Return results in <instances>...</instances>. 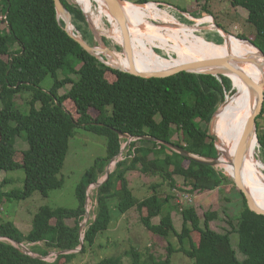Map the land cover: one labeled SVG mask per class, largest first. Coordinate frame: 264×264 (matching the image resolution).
<instances>
[{
	"label": "trees",
	"instance_id": "obj_1",
	"mask_svg": "<svg viewBox=\"0 0 264 264\" xmlns=\"http://www.w3.org/2000/svg\"><path fill=\"white\" fill-rule=\"evenodd\" d=\"M61 1L73 15L77 32L93 45L94 35L83 10L70 0ZM211 1L196 2H204V11L211 15ZM229 2L233 8L248 12L247 21L256 30L251 41L264 53V0ZM0 9L7 17V21L0 20V172H25L23 189H0V264H60L74 258L76 253L59 255L57 263L43 259L51 251H74L81 246L80 228L86 215L88 188L105 176L109 164L119 157L124 134L137 140L127 146L109 179L96 190L95 218L87 224L83 253L87 245L93 246L98 236L110 228L114 206L122 215L131 211L138 215L139 223L155 239L167 243L166 255L156 257L155 245L146 247L144 252L131 247L121 257L97 264H123V257L130 258L132 264H172L174 254L184 255L193 264H264V216L249 209L243 193L217 168L192 161L160 143L171 142L190 154L214 158L218 151L208 132L215 116L211 130L221 154V120L239 93L240 77L192 73L161 79L136 77L106 66L73 40L65 32L64 22L58 19L54 0H0ZM1 23L6 24V30ZM238 38L247 40L241 35ZM103 41L108 44L105 38ZM59 73L63 79H59ZM48 76L55 82L51 90L45 91L42 83ZM68 85L70 90L60 95V90ZM23 93L30 96L26 103L28 113L16 108ZM77 130L105 137L106 156L85 173L76 190L75 209L43 207L33 220L32 230L22 233L14 222L1 216L2 206L6 201H25L35 193L48 197L62 189L64 180L60 175ZM175 133L179 138L174 142ZM21 135L29 145L26 151L15 148L16 137ZM258 143L264 153V127L259 123ZM136 172L158 180L143 200L135 197L130 188L128 175ZM178 179H182L187 190L179 191ZM230 183L241 198V207L237 214L224 210L232 228L227 233H218L210 226L219 219L217 212L205 213L202 221L194 207L183 208L174 203L177 191L201 196L221 189L223 202L231 204L233 200L225 196L222 188ZM178 211L182 215L180 231L173 219V213ZM157 218L160 221L155 224ZM233 234L239 237L238 250L244 260L239 259L232 244ZM13 242L33 244L31 251L39 256L26 254Z\"/></svg>",
	"mask_w": 264,
	"mask_h": 264
},
{
	"label": "rangeland",
	"instance_id": "obj_2",
	"mask_svg": "<svg viewBox=\"0 0 264 264\" xmlns=\"http://www.w3.org/2000/svg\"><path fill=\"white\" fill-rule=\"evenodd\" d=\"M70 1L83 10V8L79 5V3H81L80 0ZM123 1H125V3L130 2L132 4H135V8L139 13L144 5H158L157 8L160 10L159 12L166 15V21L162 19H149L148 21L160 27H175L174 23L179 22L182 27L187 28V32H189L190 38L200 47H206V45L221 46L225 42L227 36H231L236 41H239L240 39L238 38V36L241 35L245 36L247 40L251 41L254 38L253 36L256 34L254 26L250 25L247 21L248 12L245 9L233 8L229 0H212L208 4V10L210 11L211 15L204 11L202 7L204 5V2H201L199 4L196 2L197 0H143L148 2L146 4L138 3L140 0ZM98 6L99 4L94 2L91 14L94 12L95 14L98 13V11H96L98 10ZM137 6H139V8H137ZM83 12H85L84 14L86 15L89 22L90 30L94 35L93 46L99 47L100 43L102 44L104 42L102 39L105 38L106 40H108V44H106V46L110 47L119 56L124 57L122 45L110 34L113 26H111L108 18L103 17V20L101 19L97 24V26H100L98 28H101V31L103 32L101 33L100 30L98 31L97 27L95 26V21L91 18L92 15L88 14L85 8ZM2 15L3 14L0 9V17ZM217 26L223 28L229 35H226L224 31L217 28ZM1 28L6 30V24L1 23ZM80 35L81 34L79 33V36ZM100 40H102L103 42H101ZM170 45L173 46L170 48L172 51L177 50L176 48H174L175 45L171 43ZM17 48L18 47L16 46L14 50ZM147 51L149 52V58L153 62L155 61L151 57V51H155L159 58L161 57L164 59H168L171 63H178L182 61L180 54H172L171 57L167 55L162 48L156 46L154 48L148 47ZM4 59L7 61L8 57H4ZM114 64L115 66H118L116 65V63ZM78 68H80V66H78ZM58 77L59 79L64 78V76L60 73ZM54 82L55 80L53 79V77L48 76L42 83L43 89L45 91L51 90L54 86ZM70 88L71 86L68 85L66 88L61 89L60 95H64L68 90H70ZM29 99V94L23 93L22 99L18 100L16 108L20 109L24 113H28L30 111V108L26 105V103ZM223 104H225V102ZM1 108L2 105L0 103V109ZM258 123L262 125V127H264V118H261V116H259ZM210 125H213V123H210ZM174 135L175 136L173 138V141L175 142L178 140L179 136L176 133ZM127 142L128 141L126 139H123V152H126ZM253 143L256 150L254 153H256L257 159L264 163V153L261 150L257 138L253 140ZM215 145L217 151H219L217 143H215ZM15 148L17 151H26L29 149V145L26 142L24 135L16 137ZM106 153L107 139L105 137L100 136L93 131L77 130L71 140V147L65 162V167L60 175V178L64 180V186L62 187V189L50 193L48 197H44L40 193H35L31 198L25 201H6V204L1 208V212L3 213L1 216L5 217V221L14 222L15 226L22 233L28 234L32 230L33 220L41 208L64 207L68 209H75L78 203L76 198L77 187L83 182L85 173L94 166L95 162L98 159L104 158L106 156ZM120 160H122V157H120L116 161L118 162ZM217 170L224 173L227 177H229V180H231V174L227 173V169L223 167V165L217 167ZM260 173L262 179L264 180V170H261ZM105 177L106 175L101 177L99 181H103ZM128 179L130 181V188L134 196L140 200L147 198L151 194V192L149 191L150 186L154 182L158 181L156 179L145 178L138 172L129 174ZM24 180V170L0 172V189L3 192L23 189ZM4 181H8V183L4 184ZM178 187H180L179 191L183 189L187 190V187H185L182 179H178ZM222 188L225 192V196L233 200L231 204L223 202V199H225V197L223 198L221 189H217L216 191L209 192L201 196H190V194L188 193L187 196V194L183 193L185 191H177L175 194L177 196V200H175L174 203L180 204L183 208L188 206L194 207L201 217L202 221H204L205 213L217 212L219 214V219L211 222L210 226L212 230L218 233H227L229 231H232V228L229 225L230 221L226 216L224 210L227 209V213L237 214L239 208L241 207V198L239 197L238 192L235 190L232 183L226 184ZM96 190V185H92L89 189L87 208L89 212H92L90 214L89 222L93 221L95 218L93 211L94 207L97 204L95 199ZM167 191V188H165V192ZM137 217L138 215H136L132 211L126 215H122L114 206H112L113 221L110 228L106 232L98 236L93 246L87 245L84 253L81 251L84 246L83 248L79 247V251L76 253L74 258L65 259V262H62L60 264H97L104 259L121 257V254L129 251L131 247L144 252L146 247H153V245H155L156 248V250L154 249L156 257L165 256L167 243L155 239L151 235V233H149L139 223ZM87 219L88 216L85 215L81 226ZM173 219L176 228L180 231L182 227L181 213L179 211L174 212ZM159 221L160 218H157L154 220V223L158 224ZM87 227L88 225L85 226L82 232V237H84ZM231 238L232 244L238 252L239 259L244 260V256L240 254L238 250V235L233 234ZM172 242H174L177 248L179 247L175 239H173ZM22 245L29 249L31 255L39 256L31 251V249H33V244ZM16 246L19 247L18 245ZM41 246L42 248H44V245ZM19 248L24 251L21 246ZM51 253L55 255L50 256ZM57 258L58 251H51L49 255L43 259L48 263H55L57 261ZM123 264H132L131 259L128 257H123ZM172 264H193V262L182 254H174V257H172Z\"/></svg>",
	"mask_w": 264,
	"mask_h": 264
},
{
	"label": "bare ground",
	"instance_id": "obj_3",
	"mask_svg": "<svg viewBox=\"0 0 264 264\" xmlns=\"http://www.w3.org/2000/svg\"><path fill=\"white\" fill-rule=\"evenodd\" d=\"M80 2L79 5L83 10L85 8L88 14H91L94 2L97 3L96 0H80ZM98 4V10H96L98 13L95 14L94 12L91 14V18L95 21L94 24H98L103 17H107L108 21L113 26L110 34L122 45V31L116 23L113 22L105 6L101 2ZM123 5L125 13L130 21L129 29L132 36L131 44L133 48V61L134 66L138 71L161 73L183 64L210 58H220L228 55L244 58L251 56L257 59L258 63L263 62L261 53L246 42H242L241 40L236 41L231 36H227L225 42L221 46L206 45V47H200L190 38L187 28L182 27L179 22L174 23L175 27H160L150 23L148 21L149 19H166V15L160 13V10H157L153 5H144L143 8H141L140 13L135 8V4L127 2ZM137 8H139V6H137ZM70 30L76 32L73 25L70 26ZM100 32L103 33L101 30ZM170 43L175 45L174 48L177 50L172 51L170 48L173 46L170 45ZM155 46L162 48L169 56L172 54H180L182 61L171 63L168 59L159 58L155 51H151V57L155 61L153 62L149 58V52L147 49L148 47L154 48ZM113 62L125 70L131 69V64L125 53L124 57L119 55L110 57V63L115 66ZM239 66L255 83L260 84L262 82L263 71L259 67L253 66L252 64H243ZM253 109L254 103L252 102L251 93L243 80L240 79L239 93L226 107L220 125V134L223 144L221 158L224 163H227L223 164V167H225L227 173H230L231 175L233 174V170L229 166L228 161L234 157L237 151L247 122L253 113ZM255 151L254 143H252L251 149L244 163L243 180L245 186L251 192L257 204L264 210V180L260 173L261 170H264V163L257 159L256 153H254ZM113 168H115L114 162L111 165L112 170Z\"/></svg>",
	"mask_w": 264,
	"mask_h": 264
},
{
	"label": "water",
	"instance_id": "obj_4",
	"mask_svg": "<svg viewBox=\"0 0 264 264\" xmlns=\"http://www.w3.org/2000/svg\"><path fill=\"white\" fill-rule=\"evenodd\" d=\"M96 1L97 3L101 2L105 6L106 10L109 13V16L119 26L120 30L122 31V34H123L122 49L131 64L130 70H125L122 67L114 66L110 63V57L118 56V54L114 52L110 47L106 46V44L102 40L100 41L103 43L100 44L99 47H95L93 45H90L87 41H85L81 35L79 36V33L77 32V30L76 32H72L70 30V26L71 25L74 26L73 15L67 9V7L62 3L61 0H54V3H55V8L57 11L58 19L64 22L63 28L65 32H67V34L73 40H75L85 51H87L93 57L97 58L100 62H102L106 66L114 70H118L123 73H128L130 75L141 77L144 79H151V78L161 79V78L172 77L180 73H192V74L212 75L218 78L222 76L230 78V75H237L243 80V82L246 84V86L248 87L251 93L252 102L254 103V109H253V113L251 117L249 118L247 122L244 134L237 148V151L234 157L228 161L229 166L233 170V174L230 175V178L233 181L234 185L243 193L247 201V205L249 209L258 215L264 216V210L257 204L251 192L245 186V182L243 180V168H244L245 159L249 154L253 140L255 138H257L258 140V117L262 115L263 109H264V53L260 51L252 43V41L240 39L242 42H246L250 44L251 46L256 48L261 53L263 57L262 63H258L257 59L251 56H247L244 58V57L228 55L225 57L210 58V59H204V60H199V61H195L192 63L183 64L181 66L175 67L173 69H170L168 71L161 72V73L141 72V71H138L134 66L133 48L131 44V34H130V29H129L130 21L125 13V8L123 5L125 1L123 0H96ZM217 28H219L220 30H223L226 35H229L220 26H217ZM243 64H252L253 66L259 67L263 71V80L260 84L255 83L253 79H251L247 74H245L241 70V68L238 67L239 65H243ZM226 101H227V98H226ZM212 122H213V119L211 123ZM211 128H212V125H210L208 134L210 137H212L215 140V143H217V138L212 134ZM122 138H125L128 140L126 147L130 145L132 141L137 140L133 138L132 136H129L126 134L122 135ZM141 139L156 141L155 138H148V137H142ZM160 143L166 145L168 148L177 152L178 154L192 161L200 163V164H204V165L211 166L214 168L222 166L223 164H227L222 161L221 154L219 151L217 153V156L214 158H202L197 155L190 154L187 150H185L184 148L178 145H175L174 143H171V142L170 143L160 142ZM122 155H123V149L118 158H120V156ZM118 158L114 159L107 167L105 179L103 181H98L96 184H94L96 185L97 189L109 179L111 173L113 172V170L111 169V165L114 162L116 166L117 164L116 160H118ZM90 188L91 186H89L88 188V199H89V189ZM87 205H88V200H87ZM87 205H86V215L88 216V219L85 221V223L80 228L81 234L90 219V212L87 208ZM0 240H3V239H0ZM13 243L17 245L15 242ZM18 246L19 247L21 246L24 249V252L26 254L31 255V252H29V249L27 247L23 246L22 244ZM83 246H84V237H81L80 247L83 248ZM78 251L79 249H76L74 251L59 252L58 256L64 255V254H70V253H77ZM33 257H38V256H33Z\"/></svg>",
	"mask_w": 264,
	"mask_h": 264
},
{
	"label": "built area",
	"instance_id": "obj_5",
	"mask_svg": "<svg viewBox=\"0 0 264 264\" xmlns=\"http://www.w3.org/2000/svg\"><path fill=\"white\" fill-rule=\"evenodd\" d=\"M151 5H153L157 10H159V9L157 8L158 5H154V4H151ZM0 20H2V22L7 21V17L4 16V15H2V16L0 17ZM99 22H100V21H99ZM110 24H111V23H110ZM95 26L97 27L98 31L101 30L100 28H98L99 26H97V24H95ZM111 26H112V24H111ZM104 31H105V30H104ZM187 196H188V195H187ZM90 214H91V211H90ZM52 255H55V254L51 253L50 256H52ZM56 255H57V254H56Z\"/></svg>",
	"mask_w": 264,
	"mask_h": 264
}]
</instances>
